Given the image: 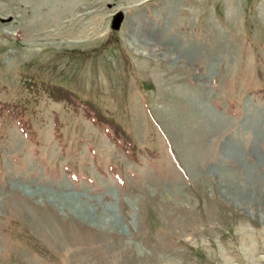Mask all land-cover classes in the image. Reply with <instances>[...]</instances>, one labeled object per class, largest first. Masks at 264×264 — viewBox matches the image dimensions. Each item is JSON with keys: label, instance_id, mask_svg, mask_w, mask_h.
<instances>
[{"label": "rangeland", "instance_id": "1", "mask_svg": "<svg viewBox=\"0 0 264 264\" xmlns=\"http://www.w3.org/2000/svg\"><path fill=\"white\" fill-rule=\"evenodd\" d=\"M0 264H264V0H0Z\"/></svg>", "mask_w": 264, "mask_h": 264}, {"label": "bare ground", "instance_id": "2", "mask_svg": "<svg viewBox=\"0 0 264 264\" xmlns=\"http://www.w3.org/2000/svg\"><path fill=\"white\" fill-rule=\"evenodd\" d=\"M139 36H140V34H138L137 36H136V34H134V36L132 38V42H133L134 47L139 51L141 50V51H145L144 53H148L149 51L142 49L144 46V43H146V41H147V38H145L144 40L141 39V41H140V38H142V37H139ZM138 39H139V41H138Z\"/></svg>", "mask_w": 264, "mask_h": 264}, {"label": "water", "instance_id": "3", "mask_svg": "<svg viewBox=\"0 0 264 264\" xmlns=\"http://www.w3.org/2000/svg\"><path fill=\"white\" fill-rule=\"evenodd\" d=\"M123 19V14L122 13H117L111 23V27L113 30H117L120 27V24Z\"/></svg>", "mask_w": 264, "mask_h": 264}]
</instances>
